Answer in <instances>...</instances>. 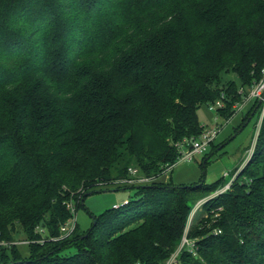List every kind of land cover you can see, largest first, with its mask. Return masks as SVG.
<instances>
[{"label":"trees","instance_id":"1","mask_svg":"<svg viewBox=\"0 0 264 264\" xmlns=\"http://www.w3.org/2000/svg\"><path fill=\"white\" fill-rule=\"evenodd\" d=\"M263 68L264 0H0V241L30 247L0 264H166L186 230L174 264H264V116L230 189L158 180L199 106L231 118ZM131 167L154 181L62 233Z\"/></svg>","mask_w":264,"mask_h":264},{"label":"rangeland","instance_id":"2","mask_svg":"<svg viewBox=\"0 0 264 264\" xmlns=\"http://www.w3.org/2000/svg\"><path fill=\"white\" fill-rule=\"evenodd\" d=\"M254 102V100H248L247 96H243L241 103L236 105H240V108L229 119L221 116L218 110H212L208 104H201L198 108L201 125L204 128L218 127V136L208 147L206 153L197 155L192 161H177L175 166L169 172L162 174L158 180L168 182L171 179L174 185L181 186L200 181L212 184L224 177L225 186L217 189L205 200L216 197L230 189L234 180L246 169L254 154V143L257 139L256 131L260 117L258 112H251ZM248 146L251 148L244 152ZM207 156L210 158L205 163ZM228 184L230 187L225 190ZM95 191L86 197L84 207L78 208L75 214L76 222L81 231H87L91 227L94 216H99L106 209L134 196L136 190L128 188L127 185L117 184L97 188ZM197 204L193 207L190 218L194 215V208L197 207ZM13 242L19 243L17 244L18 249L25 257L29 255L30 247L27 241L18 237ZM71 251L73 252L74 249Z\"/></svg>","mask_w":264,"mask_h":264},{"label":"built area","instance_id":"3","mask_svg":"<svg viewBox=\"0 0 264 264\" xmlns=\"http://www.w3.org/2000/svg\"><path fill=\"white\" fill-rule=\"evenodd\" d=\"M243 91V90H242ZM241 91V92H242ZM248 99L252 100H259L262 104V112L259 118V124L257 127V135L259 132V128L264 116V68L262 69V79L255 83L248 91L247 94ZM224 106V101L218 100L215 103L210 104V108L212 110H218L219 108H222ZM237 109L240 108V105L236 106ZM219 133V128H205L201 135L197 138H192V139H185L183 142L178 144V148L180 150V157L178 161H192L195 159L197 155H202L207 152L208 147L211 145V143L216 139ZM255 144V143H254ZM174 166H168L165 173L169 172ZM129 174L130 177L127 179L120 180L118 182L119 184H125V185H143L147 183H151L154 181L153 178L148 177L146 175H143L140 173L138 168L131 167L129 168ZM230 187V184H228L225 188ZM223 190V191H225ZM201 202V201H199ZM197 204V207L194 208V212L197 210L198 207L203 204V201L201 203ZM127 203V200L123 201L122 203L115 204L113 207H119L122 204ZM69 208L71 209L72 212H74V206L72 204L69 205ZM76 217L74 216L71 220H69L61 229L62 233L64 235L71 233L75 227H76ZM188 229V227H187ZM17 245L19 244L18 242H8V241H0V247L2 246H10V245ZM195 241L191 240L187 237V230L185 234L182 237L181 243L177 250L172 254L171 258L167 261L166 264H174V262L177 259V256L179 255L180 251L184 248H188L191 252L194 251L195 249Z\"/></svg>","mask_w":264,"mask_h":264},{"label":"water","instance_id":"4","mask_svg":"<svg viewBox=\"0 0 264 264\" xmlns=\"http://www.w3.org/2000/svg\"><path fill=\"white\" fill-rule=\"evenodd\" d=\"M260 103H261V102H260ZM91 194H92V193H87L86 196H89V195H91Z\"/></svg>","mask_w":264,"mask_h":264},{"label":"crops","instance_id":"5","mask_svg":"<svg viewBox=\"0 0 264 264\" xmlns=\"http://www.w3.org/2000/svg\"><path fill=\"white\" fill-rule=\"evenodd\" d=\"M248 100H252V99H248ZM255 101V100H254Z\"/></svg>","mask_w":264,"mask_h":264}]
</instances>
